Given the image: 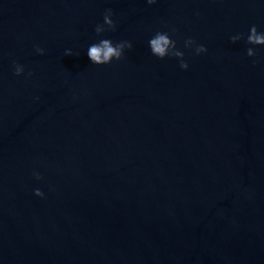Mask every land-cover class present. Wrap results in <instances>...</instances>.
Returning a JSON list of instances; mask_svg holds the SVG:
<instances>
[{"label":"water","instance_id":"obj_1","mask_svg":"<svg viewBox=\"0 0 264 264\" xmlns=\"http://www.w3.org/2000/svg\"><path fill=\"white\" fill-rule=\"evenodd\" d=\"M253 25L264 0H0V264H264ZM101 39L132 48L93 65Z\"/></svg>","mask_w":264,"mask_h":264},{"label":"clouds","instance_id":"obj_2","mask_svg":"<svg viewBox=\"0 0 264 264\" xmlns=\"http://www.w3.org/2000/svg\"><path fill=\"white\" fill-rule=\"evenodd\" d=\"M146 2L151 5L156 2V0H146ZM112 10L106 9L103 16V24H97L94 31L97 36L101 35L105 31H114L115 23L111 19ZM107 26V27H105ZM242 38V34H238L230 37V40L235 43ZM246 43L249 45H264V32H258L255 25L251 26L249 29V34L246 39ZM149 49L153 56L164 59L165 57H175L179 60V67L181 69H187L188 64L183 59V52L179 51L176 47V41L171 39L167 32H156L155 35L150 38ZM195 41L188 39L184 41V47L189 48L194 45ZM131 49L132 44L128 41H120L115 44L109 39H101L98 42L91 44L87 48V57L93 65H105L111 63L113 60H120L123 56L124 49ZM38 54H43V49H36ZM207 49L203 45H198L195 47V54L199 55L206 52ZM65 56L74 55L70 50H65ZM75 55H78L75 54ZM246 55L248 57H255L256 52L253 48H248L246 50ZM255 64V61H253ZM23 67L21 65H14V74L19 76L23 73ZM31 75V73H29ZM35 179L39 180L41 177L38 173L33 174ZM34 195L42 197L44 194L39 189L34 190Z\"/></svg>","mask_w":264,"mask_h":264}]
</instances>
